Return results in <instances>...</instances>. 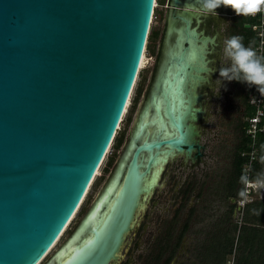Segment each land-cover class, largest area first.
<instances>
[{
    "label": "water",
    "instance_id": "95a60500",
    "mask_svg": "<svg viewBox=\"0 0 264 264\" xmlns=\"http://www.w3.org/2000/svg\"><path fill=\"white\" fill-rule=\"evenodd\" d=\"M156 2L0 0V264H39L79 208L120 129ZM169 5L155 84L94 203L43 264L117 262L153 171L200 146L199 88L222 30L202 21L200 0Z\"/></svg>",
    "mask_w": 264,
    "mask_h": 264
},
{
    "label": "rangeland",
    "instance_id": "374dc122",
    "mask_svg": "<svg viewBox=\"0 0 264 264\" xmlns=\"http://www.w3.org/2000/svg\"><path fill=\"white\" fill-rule=\"evenodd\" d=\"M159 3L150 30L153 35L149 34L151 48H147L148 59L139 72L129 111L77 217L53 252L94 203L155 84L169 0L166 4ZM218 9L219 13L225 14L218 19L222 38H217V46L210 55L213 67L210 80L199 88L203 95L204 117L197 121V126L200 131L198 141L204 145L203 155L183 160V154H178L169 159L156 186L146 196L135 227L126 237L121 257L113 264H165L170 256L169 264H236L243 253L242 243H236L235 252L218 262L215 249L211 247L215 245L214 240L224 234L222 231L231 233L234 224L238 223L239 227L246 224L244 209L249 203L264 199L263 188L253 190L240 199L245 203L239 209L240 200L233 202V198L226 195V185L234 168L235 146L241 135L240 123L246 120L245 115L240 114L246 86L244 82L220 76L222 69L232 68V61L225 52L226 41L233 37L229 32L234 18L240 16L230 7L222 5ZM229 76H234V73L229 71ZM120 138L121 143L117 146ZM232 204L236 206L231 211ZM234 233L237 238L239 231Z\"/></svg>",
    "mask_w": 264,
    "mask_h": 264
},
{
    "label": "trees",
    "instance_id": "16d2710c",
    "mask_svg": "<svg viewBox=\"0 0 264 264\" xmlns=\"http://www.w3.org/2000/svg\"><path fill=\"white\" fill-rule=\"evenodd\" d=\"M165 4L166 0H159ZM260 22V16L251 17L240 16L234 18L232 29L229 34L232 36H238L241 38V43L245 48L251 47L255 50V47L260 43V37L257 31L253 27H247V24H254ZM150 35H153V31H150ZM150 36V38H151ZM148 49L151 45L148 44ZM264 57V53H263ZM243 74V73H241ZM245 93L243 96V109L245 115V121L240 124L241 135L235 146L233 156V172L226 185V195L231 198H236L237 201L243 197L240 195L241 191H244V182L241 177L247 178V172L245 171V165L250 160V152L253 148L256 149V157L251 167V177L253 179L264 178V132H260L256 138L255 146L252 145V138L246 134V126L248 124V117L255 114V107L250 105V97L252 89L244 82ZM140 90L138 91V94ZM264 120V119H263ZM117 146L121 143V138L117 142ZM236 206L232 204L231 211ZM245 222L241 227L238 223L233 225L232 232H223L221 236H218L214 242L215 245H211L212 249H215L216 260L222 262L226 259L227 255H232L235 252V244L242 243V255L238 259L236 264H264V199L257 200L249 203L245 209ZM249 223V224H247ZM239 231V235L236 238L235 233ZM234 233V234H233ZM172 256L168 257L165 264H169Z\"/></svg>",
    "mask_w": 264,
    "mask_h": 264
},
{
    "label": "clouds",
    "instance_id": "9594fccd",
    "mask_svg": "<svg viewBox=\"0 0 264 264\" xmlns=\"http://www.w3.org/2000/svg\"><path fill=\"white\" fill-rule=\"evenodd\" d=\"M200 2L205 14L218 15L215 10L222 5L230 7L238 16H254L264 11V0H200ZM225 52L232 61V68L222 69L220 76L228 80L236 79L246 82L249 86L256 85L258 86V91L264 94V57L258 56L251 47L245 48L241 43V38L238 36H233L226 41ZM229 71H232L234 76L230 77ZM240 73H243L242 77ZM241 179L247 188L264 189V178L262 180L258 179L254 183L247 181L244 176ZM240 195L246 197V192L241 191Z\"/></svg>",
    "mask_w": 264,
    "mask_h": 264
},
{
    "label": "built area",
    "instance_id": "2783aa9c",
    "mask_svg": "<svg viewBox=\"0 0 264 264\" xmlns=\"http://www.w3.org/2000/svg\"><path fill=\"white\" fill-rule=\"evenodd\" d=\"M159 0H157V7L159 5ZM239 16H244V15H239ZM251 17H257L260 16V22L259 23H254L253 25L249 23L250 27H253L254 30L257 31L258 36L260 37V43L255 47V51L258 56L263 57L264 53V11L257 13L256 15H250ZM156 16L154 14L153 19H155ZM153 24V21H152ZM147 48H146V53H147ZM250 88L252 89V94L250 97V105L255 107V114L248 117V124L246 126V134L252 138V145L255 146L256 144V138L258 133L264 132V94L258 91V86L256 85H251ZM256 149L253 148L252 151L249 153L250 154V160L249 162L245 165V171L247 172V181L249 182H256V179H253L251 177V167L252 163L255 160L256 157ZM263 178H261L262 180ZM255 189L252 188H247L245 184V192L246 194H251L252 191ZM264 193V192H262ZM262 198H264L262 196ZM240 206H242L245 202L243 200L239 201Z\"/></svg>",
    "mask_w": 264,
    "mask_h": 264
},
{
    "label": "bare ground",
    "instance_id": "6f19581e",
    "mask_svg": "<svg viewBox=\"0 0 264 264\" xmlns=\"http://www.w3.org/2000/svg\"><path fill=\"white\" fill-rule=\"evenodd\" d=\"M156 4H157V2H156ZM156 7H157V5L155 6V8H156ZM147 59H148V58H147V53H146V51H145V53H144V55H143V59H142L143 63L141 64L140 70H142V69L145 67L146 62H147ZM135 85H136V84H135ZM132 94H133V92H132ZM131 97H132V95H131ZM131 97H130V100H129L128 104H127V107H126L125 113H124V115H123V117H122V121L125 119V115H126L127 112L129 111L128 109H129V107H130V105H131ZM121 123H122V122H121ZM121 123H120V125H119V128L121 127ZM112 146H113V143H112V145L110 146V148H109V150H108V153H110V151H111V149H112ZM108 153H107V155H108ZM106 157H107V156H106ZM106 157H105V159H106ZM105 159L103 160V163H104ZM168 161H169V159L164 160V163H163V166H162L161 171H153V173H152V178H153V179H152V182H158V181H159V179H160V177H161V175H162V173H163V171H164L165 165L167 164ZM103 163L101 164L100 168L98 169V171H97V173H96V176H95V178L93 179L92 183L90 184V186H89V188H88V190H87V193L85 194V197H84L83 201L81 202L79 208L77 209V211L75 212V214L73 215V217L71 218V220L69 221V223L67 224V226L65 227V229H64V231L62 232V234L60 235V237H59V238L57 239V241L54 243L53 247L50 249V251H49V252L47 253V255L41 260V262H40L39 264H42V263L45 261V259L49 256V254L53 252V250L57 247V245L59 244V242L62 240V238L64 237V235H65L66 232L68 231V229H69L71 223L73 222V220L77 217V215H78V213H79V211H80L82 205L84 204V202H85V200H86V198H87V196H88V194H89V192H90V190H91V188H92V185L94 184V182L96 181L97 177L99 176V173H100V170H101V167H102ZM150 194H151V193H150ZM148 196H149V195H148ZM148 196H147V197H148Z\"/></svg>",
    "mask_w": 264,
    "mask_h": 264
},
{
    "label": "flooded vegetation",
    "instance_id": "af4514ba",
    "mask_svg": "<svg viewBox=\"0 0 264 264\" xmlns=\"http://www.w3.org/2000/svg\"><path fill=\"white\" fill-rule=\"evenodd\" d=\"M167 10H168V12H170V5H169V3L167 4ZM220 16H225V14L224 13H219L217 16H214L213 14H209V16H207V17H204L203 18V20L202 21H208L209 22V24L211 23V22H218V19L220 18ZM215 17V18H214ZM240 114L243 116L244 115V109H243V107L241 106V109H240ZM243 122H241L240 124H242ZM203 150H204V145H202V144H200V146H198V147H196V149L193 151V154H192V157L193 158H200L202 155H203ZM184 156H186L185 154H183Z\"/></svg>",
    "mask_w": 264,
    "mask_h": 264
},
{
    "label": "snow or ice",
    "instance_id": "6c2138e0",
    "mask_svg": "<svg viewBox=\"0 0 264 264\" xmlns=\"http://www.w3.org/2000/svg\"><path fill=\"white\" fill-rule=\"evenodd\" d=\"M140 63L142 64V63H143V61H140Z\"/></svg>",
    "mask_w": 264,
    "mask_h": 264
},
{
    "label": "crops",
    "instance_id": "0c3cea01",
    "mask_svg": "<svg viewBox=\"0 0 264 264\" xmlns=\"http://www.w3.org/2000/svg\"><path fill=\"white\" fill-rule=\"evenodd\" d=\"M166 4V3H165Z\"/></svg>",
    "mask_w": 264,
    "mask_h": 264
}]
</instances>
